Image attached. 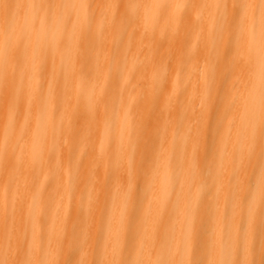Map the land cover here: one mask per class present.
I'll use <instances>...</instances> for the list:
<instances>
[{"label": "bare ground", "instance_id": "obj_1", "mask_svg": "<svg viewBox=\"0 0 264 264\" xmlns=\"http://www.w3.org/2000/svg\"><path fill=\"white\" fill-rule=\"evenodd\" d=\"M121 33L131 38L114 47ZM73 233H87L80 249ZM4 246L0 264H70L74 249L82 264H264V0H0Z\"/></svg>", "mask_w": 264, "mask_h": 264}, {"label": "rangeland", "instance_id": "obj_2", "mask_svg": "<svg viewBox=\"0 0 264 264\" xmlns=\"http://www.w3.org/2000/svg\"><path fill=\"white\" fill-rule=\"evenodd\" d=\"M11 2V4H16L18 2V0H9ZM62 1V4H65L68 2V0H61ZM85 1L86 3H89V2H92L93 0H83ZM179 1V0H178ZM39 3H43V0H39ZM136 2H133V4H135ZM54 12V8L52 6H48L46 5L45 8H44V11H43V14L41 16V24L44 25V24H47L49 22V18H50V15ZM77 12H76V9L72 6H70L69 8H62V10L59 12V14L57 15V18H56V25L54 24V28L56 27V30L55 32L58 30V27L60 28L62 25H65L67 24V27L69 26V21L71 18H73L74 16H76ZM24 27L26 28V23H24ZM44 32L43 29L41 27H39L37 30H36V38H39L41 33ZM55 32L54 34H51V32H49L47 34V37L48 39L52 38V39H55ZM73 34V31L71 28H67V30L63 33V37H64V40H63V47L64 48H69L70 46V42L73 38L72 36ZM128 33H121V34H118L116 35L114 38H113V46L114 47H118L120 45H122L123 43H125L128 39ZM50 37V38H49ZM129 38H131L129 36ZM87 43L89 44H92L94 43V41H98V38L97 37H94L93 35L91 34H88L86 36V39ZM9 44L11 45L12 44V41H8ZM7 42V44H8ZM9 46V45H8ZM48 48V47H46ZM45 48V49H46ZM130 52L129 51H124V52H121L119 55H118V61H120L121 63L123 64H126L130 58ZM3 60L6 59L7 55L6 53L3 54ZM98 59H97V56L96 55H88L86 58H85V63L88 64V65H95L97 63ZM112 61L111 60L109 62V67L110 69L112 68ZM132 68L131 67H128L124 72H123V76H129V74L131 75L132 74ZM2 84V82H1ZM90 92L93 95H96V94H100V93H105L106 92V88H98V87H94V88H90ZM110 107L107 106L105 108V117H104V121L102 123V127L101 130V134H100V138H101V141L104 142L106 140H108V136L106 135V133L108 134V109ZM44 112H42L43 114ZM39 114H41V111L39 112ZM42 118L39 117V120H38V124H40ZM111 139V138H109ZM150 154L149 153H146V157H148ZM107 168H108V165H107ZM72 171L71 168H67V173H70ZM75 173L72 172L70 173V181H69V188L70 190H74L75 186H76V183L75 181L73 180V175ZM90 180V179H89ZM88 180V188L92 186L91 184V181ZM102 193H103V199H104V193H107V191L104 192V188L102 190ZM89 194L88 192L83 196V201L82 203L84 202V204L80 205L79 209L77 210V219H78V216H79V221L76 222V230H81V231H84L86 232V223L85 222H81L80 223V220L83 218H86V215H87V211L85 210V202H88L89 200ZM104 202V201H103ZM9 206H10V209L12 208V203H9ZM57 218H58V211L56 209H53V211L51 213H49L47 215V217H45L43 219V224L41 225L40 227V230L38 232V245L40 246L41 249H43V246L47 243V242H50L51 239H52V233L50 231V229L53 227L54 224H56V221H57ZM103 219L102 218H99V223L102 222ZM4 234H8V235H11V233L8 231ZM74 234V233H73ZM86 235L87 233H85V235L83 237H79L75 240V234H74V242H75V246L80 249L83 245H84V237L86 238ZM84 239V240H83ZM132 240V238H131ZM32 243L29 241V242H26L24 243V246H23V250H24V253H29L31 250H32ZM98 248H99V245L97 244L96 245V248H95V251L96 253L98 252ZM78 250L77 249H74L71 253V257H70V264H82V259H81V254H78ZM138 252H140V250H138ZM46 256L47 254L42 251V261L45 262L46 260ZM98 256V255H97ZM100 258V256H98ZM7 258V246H4L3 249H1L0 251V259L5 261ZM102 260V259H101ZM21 261V260H20ZM21 264H28V260L26 258H22V261H21Z\"/></svg>", "mask_w": 264, "mask_h": 264}]
</instances>
